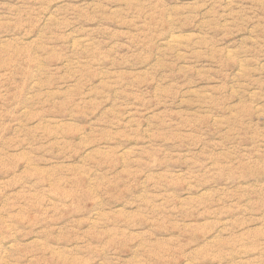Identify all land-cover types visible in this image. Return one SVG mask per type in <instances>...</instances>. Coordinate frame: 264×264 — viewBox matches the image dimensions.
Segmentation results:
<instances>
[{
    "label": "rangeland",
    "instance_id": "1",
    "mask_svg": "<svg viewBox=\"0 0 264 264\" xmlns=\"http://www.w3.org/2000/svg\"><path fill=\"white\" fill-rule=\"evenodd\" d=\"M0 264H264V0H0Z\"/></svg>",
    "mask_w": 264,
    "mask_h": 264
}]
</instances>
